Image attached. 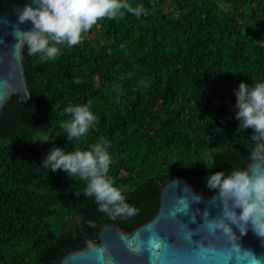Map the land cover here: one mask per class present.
<instances>
[{
    "label": "trees",
    "instance_id": "obj_1",
    "mask_svg": "<svg viewBox=\"0 0 264 264\" xmlns=\"http://www.w3.org/2000/svg\"><path fill=\"white\" fill-rule=\"evenodd\" d=\"M129 2L143 8L139 17L99 20L55 61L25 48L34 104L12 99L0 116V264H56L98 244L105 219L127 232L149 221L165 181L186 177L211 194L207 176L251 160L235 90L264 81V0ZM76 104H90L98 123L67 141L65 109ZM101 139L135 216L110 218L76 195L85 181L41 164L53 147L88 150Z\"/></svg>",
    "mask_w": 264,
    "mask_h": 264
},
{
    "label": "clouds",
    "instance_id": "obj_2",
    "mask_svg": "<svg viewBox=\"0 0 264 264\" xmlns=\"http://www.w3.org/2000/svg\"><path fill=\"white\" fill-rule=\"evenodd\" d=\"M15 11L19 24L30 22L32 25L29 31H22L19 24L15 25V37L27 46L29 54L39 55L42 62H49L58 59L61 45L74 47L80 44L83 34L99 20L115 19L123 12L139 17L143 8L133 7L129 0H31ZM74 82L80 83L79 80ZM235 96L238 128L251 129L250 159L254 163L247 169H233L228 174L220 171L205 178L207 190L215 191L219 197L222 214L220 218L208 220L205 212L202 228L212 234L220 230L238 245L239 237L232 225L239 229L241 236L251 230L257 237L264 238V81L252 85L241 82ZM65 112L71 116L62 124L67 141L85 136L98 123L90 104L69 105ZM109 148L110 143L104 139L88 150L65 151L53 147L42 158L41 164L50 172L63 171L73 179L78 177L85 181L83 193L76 195L94 198L98 210L110 218L135 216L138 209L127 202L109 176L113 163ZM187 208L185 203L184 210ZM88 247L94 249L95 245L89 241ZM247 254L253 255L251 251ZM255 264H261V261L255 260Z\"/></svg>",
    "mask_w": 264,
    "mask_h": 264
},
{
    "label": "water",
    "instance_id": "obj_3",
    "mask_svg": "<svg viewBox=\"0 0 264 264\" xmlns=\"http://www.w3.org/2000/svg\"><path fill=\"white\" fill-rule=\"evenodd\" d=\"M28 3L31 0H0V116L12 99L23 108L34 104L24 64L26 45L14 35V26L19 24L15 10ZM31 27L30 22L19 24L22 31ZM252 163L250 160L245 169ZM205 212L208 220L220 218L222 205L217 193L198 192L186 177L175 176L160 185L157 210L149 221L127 232L117 222L105 219L98 226L99 242L94 249L83 245L56 264H255V260L264 264V238L251 230L241 236L232 225L238 246L222 231L212 234L202 228ZM151 235L154 239H147ZM249 251L253 255H248Z\"/></svg>",
    "mask_w": 264,
    "mask_h": 264
},
{
    "label": "snow or ice",
    "instance_id": "obj_4",
    "mask_svg": "<svg viewBox=\"0 0 264 264\" xmlns=\"http://www.w3.org/2000/svg\"><path fill=\"white\" fill-rule=\"evenodd\" d=\"M147 239L152 240V239H154V237L151 235V237H149V238H147ZM141 247L144 248V246H143L142 244H141ZM146 250H147V251H150V252L153 251V249H149V248L146 249ZM153 259H154V257H153Z\"/></svg>",
    "mask_w": 264,
    "mask_h": 264
}]
</instances>
